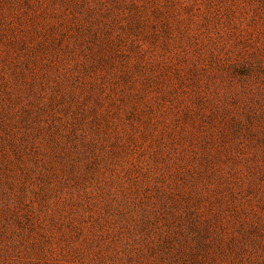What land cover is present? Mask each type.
I'll list each match as a JSON object with an SVG mask.
<instances>
[{"label": "rangeland", "instance_id": "rangeland-1", "mask_svg": "<svg viewBox=\"0 0 264 264\" xmlns=\"http://www.w3.org/2000/svg\"><path fill=\"white\" fill-rule=\"evenodd\" d=\"M0 264H264V0H0Z\"/></svg>", "mask_w": 264, "mask_h": 264}]
</instances>
